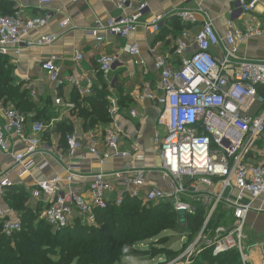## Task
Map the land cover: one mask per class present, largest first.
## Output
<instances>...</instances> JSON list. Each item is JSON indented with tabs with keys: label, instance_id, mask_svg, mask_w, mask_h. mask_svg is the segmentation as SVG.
Listing matches in <instances>:
<instances>
[{
	"label": "built area",
	"instance_id": "built-area-1",
	"mask_svg": "<svg viewBox=\"0 0 264 264\" xmlns=\"http://www.w3.org/2000/svg\"><path fill=\"white\" fill-rule=\"evenodd\" d=\"M96 1L110 4L120 12L117 17L94 20L88 34L96 46L107 37L127 38L140 28L155 35L164 19L157 15L140 23L147 0ZM51 2L38 0V5L47 7ZM236 5L243 15L264 16V0H237ZM130 10L133 12L128 14ZM197 12L204 19L200 28L193 37L184 31L176 40L174 53L180 59L179 66H172L167 56L153 57V68L159 75V96L147 83L141 90V98L155 100L160 107L153 133L159 165L149 169L136 167V145L131 151L121 149L122 130L116 119L119 109L112 100L107 126L88 132L85 144L74 133L68 135L65 155L57 154L61 173L32 186L31 197L42 206L41 218L52 232H61L77 222L97 227L96 212L109 206L119 207L126 199L143 205L167 204L183 216L203 209L204 222L199 232L193 238L181 236V250L169 261L160 259V264H193L208 249L213 255L236 251L242 264H249L250 256L245 254L247 219L250 213H264V57L247 58L240 55L239 48L249 40L264 37V23L248 24L240 31L232 20H227L221 36L208 13L200 6ZM195 13L182 10L177 16L184 24L193 25ZM51 17L49 11L29 18L0 14V56L10 52L18 56L22 49L53 45L55 35L29 38L31 33L46 27ZM69 25L67 19L60 23L62 29ZM128 54L139 56V47L132 45ZM74 58L77 63L83 56L76 52ZM96 62L97 73L108 82L116 57L101 54ZM40 69L48 82L63 84L56 56L41 62ZM68 81L82 94L90 95V84L81 89L74 78ZM1 111L0 151L11 156L17 177L23 178L35 169L45 170L50 150L43 138L42 123L34 121L28 130L27 118L14 108ZM136 116L134 110L130 112L131 118ZM11 139L22 142L24 150L11 152ZM75 157L77 162L72 161ZM117 159L130 163L119 169H105ZM88 160L98 165L96 172L83 171L82 163ZM150 174L157 175L154 179L165 187L147 181ZM11 186L9 173H0V232L7 238L22 229L19 220L11 219L3 208V198ZM135 247L146 250L143 244Z\"/></svg>",
	"mask_w": 264,
	"mask_h": 264
},
{
	"label": "crops",
	"instance_id": "crops-1",
	"mask_svg": "<svg viewBox=\"0 0 264 264\" xmlns=\"http://www.w3.org/2000/svg\"><path fill=\"white\" fill-rule=\"evenodd\" d=\"M0 2L4 6H7L6 4L12 6L13 13L7 16L19 15L29 18L43 15L46 11L51 13L52 17L48 25L31 33L29 38L36 40L40 35H55L57 40L53 45L44 48L22 49L18 56L10 52L7 56L2 57H5L9 67L12 69L14 85L21 86L22 89L27 90L34 101L38 102L39 107L45 106V104L48 107L50 106L51 112H57L60 118H65L66 115L72 114L77 104H81L88 111L91 110L86 99L89 95L82 94L78 87L68 80L74 78L81 89H85L89 84L91 89L94 84L100 87L96 60L101 54L116 57L117 62L109 76V81L103 82L107 85L106 91L111 93L108 98L111 101H115L119 109L116 119L122 130L120 147L123 151H131L136 145L135 166L145 169L156 168L160 162L159 153L153 141V133L156 128L160 107L155 100L141 98V90L146 83L149 84L156 97L160 94L159 75L153 68V57L155 55L167 56L172 66H179L180 59L174 53L176 40L180 38L184 31H188L190 37H193L200 28L204 19L202 14L197 12L199 6L208 13L214 28L221 36L226 31L227 20H232L234 27L240 31H243L248 24L264 23V16L241 14L236 5L237 0H147L148 7L142 13L140 23L149 22L157 15L163 16L164 19L157 34H149L143 28H140L127 38L107 37L103 44L96 46L93 38L88 34L94 20L96 18L105 20L120 15V12L110 4L100 3L96 0L76 3L71 0H52L49 6L40 7L38 0H0ZM182 10L196 12V23L188 25L181 22L177 13ZM132 12L133 10H130L127 13L131 14ZM65 19L69 20L70 25L62 29L60 23ZM134 44L140 50V55L137 57L128 54L129 48ZM239 49L240 55L247 58H263L264 37L249 40L242 44ZM76 52L83 56V59L77 63L74 58ZM215 52L218 53V50H215ZM51 55L57 57L58 64L62 68V85L48 82L45 74L40 69V63ZM141 61L144 64L137 63ZM113 91L117 92V97L112 95ZM57 99H60L61 103L57 104ZM8 107V104L5 105L0 102V109ZM133 110L137 115L136 118L130 117V112ZM27 116L26 128L29 130L34 121H32L31 115ZM60 118H52V120L54 119V121L58 122ZM2 124L3 115L1 111L0 126ZM104 126H107V124L99 125L98 130ZM79 130L80 128L74 131V134L78 138L83 139L85 144V135L94 129L87 128L84 132ZM43 138L47 149L50 150L49 154L46 155V161L49 162V166L43 171L35 169L23 178L17 177L12 169L11 156L0 151V173L8 172L9 178L13 186H15L14 188L20 187L25 190L24 192L28 195L26 205L41 209L42 206L31 197L32 186L37 181L46 180L61 171L58 166L59 157L57 154L65 155L66 150L65 146H61L60 139L53 133V130L49 132V135L45 136L44 134ZM10 144L11 152L18 153L24 150V145L19 140L11 139ZM64 160L65 162L68 161ZM72 161L77 162L78 157L73 158ZM129 163L130 160L117 159L110 162L105 169H119L126 167ZM82 167L85 173L98 170V165L89 160L83 162ZM155 177L157 175L150 174L147 177V181L151 184L165 187V184L154 179ZM7 204L3 200V208L6 212ZM250 214H254L255 217L252 220L248 216L245 228L246 239H248L250 234L247 227L251 232L254 230L257 234H259L257 232L258 227H264V213ZM10 217L13 220H18L14 214ZM262 234L263 231H261L260 235ZM262 236L264 239V234ZM248 248L250 250L253 247ZM253 251L249 254V264H264V260H253ZM256 251L260 255L261 252L264 253V242H261L260 249H256Z\"/></svg>",
	"mask_w": 264,
	"mask_h": 264
},
{
	"label": "trees",
	"instance_id": "trees-1",
	"mask_svg": "<svg viewBox=\"0 0 264 264\" xmlns=\"http://www.w3.org/2000/svg\"><path fill=\"white\" fill-rule=\"evenodd\" d=\"M6 5L0 2V14L3 16L13 13L12 6ZM13 80L12 69L5 57L0 56V102L5 105L10 103L26 118L27 115L34 113L36 115L31 117L32 121H38L36 117L43 111H38L37 103L30 96L27 97L29 92L21 86L14 85ZM103 81L98 74L100 87L94 84L86 98L91 107L88 113L78 104L73 109L74 113L80 107L82 111L77 112L78 117L90 118L89 129H96L99 125L110 122L108 102L102 92L106 91L107 85ZM71 129V125L66 122L57 123L53 130L65 148L66 137L70 135L67 133H71ZM14 187L8 188L3 200H7L10 207L21 214L22 229L11 238L3 236L0 232V264H70L73 260L78 264H117L130 254L147 253V250L135 247L139 242L157 237L161 232L179 230L178 213L171 206L162 203L143 205L138 200L126 199L119 207L109 206L96 212L97 227L77 222L71 228L54 233L41 218L42 209L26 205L27 193ZM182 218L186 226L180 237L186 235L193 238L202 227L204 211L198 209L195 215H182ZM170 246L166 249L153 247L152 251H161L157 253V258L162 257L163 260L169 261L178 253ZM193 264H242V262L236 251L213 256L212 250L208 249L201 252Z\"/></svg>",
	"mask_w": 264,
	"mask_h": 264
},
{
	"label": "rangeland",
	"instance_id": "rangeland-1",
	"mask_svg": "<svg viewBox=\"0 0 264 264\" xmlns=\"http://www.w3.org/2000/svg\"><path fill=\"white\" fill-rule=\"evenodd\" d=\"M103 94L106 97V100L108 102V106L110 105L111 99L108 98V96L111 95V93L109 91H103ZM112 95H115L116 97L117 92L113 91ZM30 96V98L34 101L33 97L29 94L27 95V97ZM110 99V100H108ZM45 101V99H44ZM35 103L38 102L34 101ZM9 107L8 108H14L10 103L8 104ZM79 106H81V108L83 107L81 104H78ZM38 111H43L42 114L38 115L36 118L38 119V121L40 123H42L45 131L44 134L49 135V132L54 130L55 125L58 124H62V123H66L71 125V133H74V131H76L78 128H80L79 131L84 132L85 129H87L89 127V124L91 123L90 118H87L85 116L83 117H78V113L80 110L82 111V109L79 107V110H75L74 113L72 114H68L65 116V118H60L59 114L57 112H51V108L50 106L48 107V105L45 104V106L42 107H37ZM85 108V107H84ZM46 110V112H45ZM86 113H88V110H83ZM39 114V113H37ZM36 114H32L31 116L34 117ZM60 118V121H54V119L52 120V118ZM90 121V122H89ZM88 124V125H87ZM81 132V133H82ZM67 133V132H66ZM71 133H67V134H71ZM61 146H63V144H61ZM19 190H21V192L25 191L22 188L18 187ZM28 198V197H27ZM6 202L8 203V201L6 200ZM7 213L12 216L13 214L15 216H17L19 222L21 219V214L17 211H14L12 207H10V204H7ZM253 216V217H252ZM254 214H250L249 218H251L252 220L254 219ZM177 219H178V223L179 225L177 226L179 228L178 231L176 232H169V231H165V232H161L159 233V235L157 237H153L147 240H143L142 242H139L138 244H143L145 245L146 248V252L147 253H143V254H130L127 257H124L123 259H121L120 261L117 262V264H160V259L163 260L162 257H158L157 258V253L161 252V251H152V248L154 247L155 249H166L168 248L170 245L171 249L175 252H179L181 250V247L184 245V242L180 241V235L182 234L184 228H185V223H184V219L182 218L181 214H177ZM248 231L250 232L248 239H246V255H249L253 250V260L255 259V261H262L264 260V253L261 252V255L258 251H256V249H260L261 247V242H264L263 239V234H264V227H258L257 232H259V234L255 233L254 230L253 232H251V230H249V228L247 227ZM261 231H263V234H261ZM175 233V234H173ZM165 238H169V239H165ZM160 239V240H159ZM186 244V243H185ZM248 247H253L252 249L249 250ZM259 253V254H258ZM213 254V253H212ZM258 254V255H257ZM219 255H223V254H219ZM219 255H213V256H219ZM70 264H78L76 260H73Z\"/></svg>",
	"mask_w": 264,
	"mask_h": 264
}]
</instances>
